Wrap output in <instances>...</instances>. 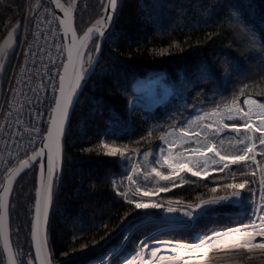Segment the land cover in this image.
I'll return each instance as SVG.
<instances>
[{
  "label": "trees",
  "instance_id": "1",
  "mask_svg": "<svg viewBox=\"0 0 264 264\" xmlns=\"http://www.w3.org/2000/svg\"><path fill=\"white\" fill-rule=\"evenodd\" d=\"M37 1L0 0V42L16 23H25ZM104 4L80 0L75 20L79 34L102 15ZM96 42L86 51L85 67L88 53L95 57ZM262 44L264 0H119L115 22L81 85L63 138L47 230L53 264H97L120 250L113 256L117 264L118 257L145 239L188 243L198 233L251 222L247 198L242 205L215 206L191 225L146 223L149 213L116 193L114 180L122 174L119 156H106L98 146L104 141L122 150L147 151L196 109H217L247 97L264 99ZM13 66L14 55L3 89ZM151 74L164 75L170 92L155 102L136 100L135 82ZM259 161L264 162V155ZM244 167L234 165L205 178L187 175V183L162 197L193 205L229 193L233 189L225 185L251 177L250 169L241 174ZM37 170L38 163L17 179L9 206L19 264H37L32 239ZM134 219L137 227L127 229ZM0 264H7L1 241Z\"/></svg>",
  "mask_w": 264,
  "mask_h": 264
},
{
  "label": "snow or ice",
  "instance_id": "2",
  "mask_svg": "<svg viewBox=\"0 0 264 264\" xmlns=\"http://www.w3.org/2000/svg\"><path fill=\"white\" fill-rule=\"evenodd\" d=\"M118 3L119 0H108V7H106L105 9L106 15L101 17V19L96 22V25L94 27L89 28L87 33H85V37L89 41H91L94 38L93 34H95V36L98 37V41L95 43V51L97 56L99 55L100 52L101 43L104 41L108 29L111 28L112 26V20L116 15ZM57 6L62 7V5H60L59 3L57 4ZM65 17L67 19L61 20L60 23L65 27V36L68 35L69 31L72 32V41H73V45H75L76 35L71 28V9L65 10ZM15 31L16 29L14 28L13 32ZM108 38H111V35H109ZM176 46L179 47V45ZM82 47L86 49L87 45L86 44L82 45ZM261 47H262V51H264V44H262ZM3 51H4L3 49H0V52ZM84 56H85V52L77 48L75 51V59L73 60L72 51L71 50L69 51V59L73 60V65H74L73 76L75 83L74 85H70L71 91L68 92L67 94L65 89V82L67 79L66 74H61L59 77L60 83H59L58 91L61 93V96L56 98L55 100L56 107L53 110L54 116L52 118V122L54 125H56L57 116L59 117L58 129L60 133H62L69 110L72 106L73 101L75 100L76 93L78 92L82 81L85 79V76L88 74L89 70L92 68L94 63L93 56L91 55V53H88L87 61H86L88 66L85 67ZM64 67L66 69L67 65H65ZM203 71L204 70H201V72ZM243 104L247 106L246 111L244 110L243 107H240V105L235 100L233 101V106L227 109L229 113L227 119L229 121H236L234 123L231 124L225 123L222 124L221 126H217L213 128L212 124L203 123L205 119L204 116H198L196 120L184 122L178 127V129L174 127L173 133L177 131L179 132V136L177 137L179 141V146L183 147V145H195L194 147L184 148V152H190L192 154V157H197V159H193L192 157L186 158L184 156V152L178 153L174 156L171 153V151H169L168 155L165 156L163 154L166 151V149L162 147L160 149V154L163 159V163L161 164L160 157L153 155L149 162L150 165H152L151 171L145 172L143 182L147 183L149 177L152 174H154L161 181L172 182L173 187H175L176 186L175 179L177 177H181V173L183 172L190 173L192 177L201 176L202 174L201 171L194 170L201 166H203V168L205 169L204 175H207L206 169L208 166L209 154H212L213 164L222 165V167L219 169V171L221 172L224 171V169H228L230 165H240L242 162H245V167L242 170L241 174L242 175L248 174L247 169L250 167V165L247 164L248 161H251L253 164H257V167H259V164L256 161V152H257V147L259 146L258 149L259 154L264 155V103H261L249 97L243 101ZM233 111H235L236 113L235 116L231 114ZM197 121H200L201 123L197 124ZM193 125H196L198 130L193 129ZM221 128L228 130L231 134H234L231 135V138L228 141L231 149H234V151H230L229 154H224L222 152V147L225 141L224 139L219 138ZM189 129L192 130L189 131ZM173 133H168L167 135H172ZM149 135H151V133H149ZM52 137H53L52 129H49V133L48 136L45 137V143L43 147L36 154L37 156H42L45 150H47V166H46L47 180L45 182L42 179L41 187L37 190V198L35 204V218L32 223V239L37 249V259L40 258L41 251L46 249L45 227H46L47 216L49 211V204L51 200V192L54 182V173L56 166V162L53 156V144L51 143ZM161 139H164V137H161ZM165 144H167L168 148L170 149L171 147H173V145L176 144V141H171V142L165 141ZM98 147L104 150L103 154L106 156L109 157L119 156L121 159H125V160L129 159V157L126 156L124 150L114 145L105 143L104 141H101ZM89 150L91 151V149ZM55 151H56V156L60 157L61 144L59 138H57L55 141ZM199 157H203L205 159L201 161L200 159H198ZM215 157H218V159H215ZM31 159L35 160V157ZM145 159H148L147 155H145ZM154 165H160L161 167L166 165L169 171L167 172V174H165L163 171H160ZM28 166H30L28 161H25L22 164V167H28ZM139 167H141L139 164L134 165L133 171H135ZM41 169H42L41 175L43 177L44 169H45V165L43 163L41 164ZM261 171L264 172V169H261ZM233 175L235 174L233 173ZM250 175L253 177V181H249L245 179L241 183H233V184L225 185V187L233 189L230 196H222L208 200H201L200 203L196 204L195 206L188 205V210L183 212V216L189 218L190 221H194L197 217H200L202 215H207L210 211H215L216 208L214 206L216 205L227 206L233 200L241 201L242 199H244V197L242 196V190H244L246 186L249 185L250 183L255 182L256 172L251 171ZM127 178L129 181H132L133 183H137V181L134 180L132 176H128ZM182 182L187 183L188 181L182 179ZM8 184L9 187H4L3 194L2 196H0V209H2V213H0V235L3 236L4 247L9 254V264H17V261L14 258L13 253L11 251V246L9 245L8 242V196L10 192V185L12 184V178L8 180ZM259 184H260L259 194L261 200H264V174L260 176ZM158 190L161 192H167L169 191V188L167 186H164V187H160ZM212 191L215 192L216 188H213ZM247 191L250 194L248 197L249 199H251V196L256 193V189L253 188H248ZM116 193L117 195L123 196L125 202L129 204H134L135 209L137 210L160 209L163 207V205L158 203H144L141 202L140 200H133L129 198L127 189L121 192L117 188ZM134 195L148 196L149 192L147 191L141 192L140 188L137 187ZM166 211L168 213H175L178 211V209L170 206L166 209ZM257 212L264 213V207L254 210L253 215H256ZM127 215L128 214H126L125 219H127ZM143 219L144 218H140L141 223L143 222ZM258 219L260 220V225H256V222L253 221L251 226L254 229L257 227L259 228V231L255 232V236L264 237V214L259 215ZM135 227H137L136 219H134L133 221L129 222L126 225L127 229H131ZM231 231L233 230H229V232ZM235 231L239 232L238 229ZM220 235L221 233L219 232L213 233V236H220ZM224 235L227 236L228 234L225 233ZM240 235L248 236L250 240L249 242L239 246L246 248L249 251L256 248L264 250V241L260 243H251V239L255 238L253 233L244 232V233H240ZM213 236H208L206 237V239L208 241H212ZM200 244L204 245L205 240L201 239ZM191 247L197 248L199 246L194 245ZM200 251H203L205 255H207L208 247L206 246L204 248H200ZM137 255H139V253H137ZM152 255L155 256L156 253L153 252ZM28 264H31V260H29Z\"/></svg>",
  "mask_w": 264,
  "mask_h": 264
},
{
  "label": "rangeland",
  "instance_id": "3",
  "mask_svg": "<svg viewBox=\"0 0 264 264\" xmlns=\"http://www.w3.org/2000/svg\"><path fill=\"white\" fill-rule=\"evenodd\" d=\"M141 81L138 84H136V86L143 93V95H145L144 99L146 100L147 103H150V101H151L150 96H151L152 92L149 91L150 88L153 87L154 89L158 90V89H161L163 86L168 87L166 84V81L164 79V75H162V74H159V75L151 74L150 76H147L146 78H142ZM168 92H170L169 88H168V91L165 93V95H167ZM247 98H249V97H247ZM250 98L255 99L261 103H264V99H257L254 97H250ZM245 99H243L242 101H237V103L240 105V107H243L244 110L246 111L247 106H245L243 104V101ZM232 106H233V103L226 105V106H223L221 108L211 109V110H206V109H201V108L196 109L186 120H184L183 122H181L180 124H178L174 127L178 129V127L181 124H183L184 122L196 120V118L198 116H204L205 119H204L203 123L212 124L213 128H215L217 126H221L222 124H225V123L226 124L234 123L236 121H229L227 119V116L229 115L227 109L232 107ZM231 114L234 116L236 115L235 111H233ZM199 123H201V122L197 121V124H199ZM174 127L166 130L164 132V134L162 135V137H164V139H160L156 145H154L153 147H151L147 151L137 152V151H132L130 149H123L125 151L126 156H128L129 159L125 160V159H121L119 157V162H120V166L122 169V174L114 180V184H115L116 189L118 188L119 191H121V192L125 191L126 189L128 190L129 198H131L133 200H140L141 202H144V203H158V204L163 205V207L160 209H147V210H143V211L149 213V216H148L149 218L145 221L146 223L151 222V221H157L159 223H163L165 225L164 227H166V228L171 227V226H178V225H180V226L181 225H191L196 220L195 219L194 221H190L189 218L183 216V212L188 210L189 204L181 203L179 201L172 200V199H165L162 197V195L166 192H161L158 189L160 187L167 186L169 188V191H170L171 189L175 188V187H173L172 182L161 181L154 174H152L149 177V180L147 183L143 182L145 172L151 171L152 165H150L149 162H150L153 155L160 157L161 158V164L163 163V159H162L161 154H160V149L162 147L166 149V151L164 152L163 155L166 156V155H168V152L171 151V153L175 156L178 153L184 152V148H190V147L195 146V145H183V147L179 146V141L177 139V137L179 136V132L177 131V132L173 133ZM193 129L198 130L196 125H193ZM191 130L192 129H189V131H191ZM168 133H173V134L167 135ZM231 135H234V134H231L228 130L221 128L219 138L224 139V141H225V143L222 147V152L224 154H229L230 151H234V149H231V147L228 143L229 139L231 138ZM165 141H169V142L176 141V144L173 145V147H171L169 149L168 145L165 144ZM237 147H239V146H237ZM258 149H259V146L257 147V152H256V161L258 162L259 167H257V164H253L251 161L247 162V164L250 165V167L248 169L256 172L255 182L250 183L249 185L246 186V188L244 190H242V196L244 197V199H242L241 201L233 200L230 203L233 205H242L245 201H247V198H248L249 192L247 191V189L248 188L256 189V193L251 196V205L253 208L252 209V220H251V222L247 223V224H242V225L230 228V229H225V230L216 229V230H213L208 235L202 234V233L196 234L194 240L192 242H188V243H193V244L199 243V245H198L199 247L192 248L190 251H188L189 253L192 254V256H196V257L204 256L205 253L203 251H200V248H204L206 246L208 247L207 253H209L211 251H213V252L215 251L214 253H223L221 251L222 248H224L228 245L232 246L231 242L233 240L231 238L232 235L230 233H228L229 230L242 228L240 230V232H243V233L244 232L254 233L256 231H259L258 227L254 229L251 226L253 221L256 222V225H260V220L258 219V216L261 214H264V213L257 212L256 215H253L254 210L259 209L261 207H264V200H261V197L259 194V188H260L259 178L262 174H264V172L261 171V169H264V162L259 161V155L260 154H259ZM145 155L148 156V159H145ZM184 156L186 158L192 157V154L190 152H184ZM192 158L197 159V157H192ZM198 159L203 161L205 158L199 157ZM212 159H213L212 154H209L208 166L206 169L207 175H204L205 169L203 168V166L194 169L197 171H201L202 174H201V176H198V177L205 178L211 173L219 172V169L222 167V165L221 164H213ZM215 159H218V157H215ZM136 164H139L141 167H139L135 171H133V167ZM241 165L245 166V162H242ZM154 166H156L160 171H163L165 174H167V172L169 171V169L167 168L166 165H164L163 167H161L160 165H154ZM232 166H234V165H230V167L228 169H224V170L228 171ZM187 175H191V174L188 172L181 173L182 179L186 180ZM128 176H132L133 179L137 181V183H133L132 181H129L127 178ZM181 177H177L175 179V185L176 186L183 184ZM248 180L253 181V177L251 176L250 178H248ZM137 187L140 188L141 192H145V191L149 192V195L148 196L134 195ZM232 191L233 190H231V192ZM231 192L226 193V194H222V195H216V196L206 198L203 200H208V199L222 197V196H230ZM169 202H171V203H169ZM199 203H200V201L193 204L192 206H195L196 204H199ZM170 206L177 208L178 211L175 213H168L166 211V209ZM216 206H218V205H216ZM155 216H158V217H155ZM245 226H247V227H245ZM216 232L221 233V235L213 237L212 241L206 240L204 245H200L201 239H206V237H208V236H213V233H216ZM225 233H227L228 235L227 236L224 235ZM244 238L248 239L249 237L245 236ZM227 242L230 244H226ZM188 243L173 242L170 240H168V241H166V240L149 241V240L145 239L144 241H142L140 243V245L137 249L128 250V251L124 252L123 255L118 257V260L116 263L117 264H125L132 257H134L137 252H139L141 249H144L142 256H140V258L136 259V262L138 261L137 264H147V263L148 264H157V263L161 264L163 262H168L169 256H173V254L171 255L169 253V251L167 252V250L163 249L164 245H169L171 247H174V248H177L178 250H180L179 249V248H181L180 245H185ZM243 243H245V242L244 241L237 242V244H241V245ZM239 247H241V246H239ZM118 251H120V250H118ZM153 252L156 253L155 256L152 255ZM188 252H187V254H189ZM116 253L108 255L107 257L104 258V260H102L101 262H99L97 264H114L115 261H113L114 260L113 256L116 255ZM185 254L186 253L183 252L179 256L187 257ZM200 254H202V255H200ZM165 259H167V260H165ZM229 263L230 264H264V251H262V252L260 251V252H256V253L255 252L254 253L244 252L243 254L242 253L235 254V255L229 256V259H226L223 262L222 261L216 262V264H229Z\"/></svg>",
  "mask_w": 264,
  "mask_h": 264
},
{
  "label": "built area",
  "instance_id": "4",
  "mask_svg": "<svg viewBox=\"0 0 264 264\" xmlns=\"http://www.w3.org/2000/svg\"><path fill=\"white\" fill-rule=\"evenodd\" d=\"M28 14L0 103V186L43 140L67 62L63 29L51 5L44 2L35 15ZM134 91L136 100L145 98L136 85ZM149 91L150 102H155L166 96L168 87Z\"/></svg>",
  "mask_w": 264,
  "mask_h": 264
},
{
  "label": "water",
  "instance_id": "5",
  "mask_svg": "<svg viewBox=\"0 0 264 264\" xmlns=\"http://www.w3.org/2000/svg\"><path fill=\"white\" fill-rule=\"evenodd\" d=\"M44 2H46V3L51 5V7L53 8V10H54V12L56 14V17H57L59 23H60L61 20H66L67 19L65 17V10L71 9V28L75 32V35H76L75 45H73V41H72V32L69 31L68 35L65 36V27H64V25H61V23H60V25H61V27L63 29V36H64V40H65V45H66V56H67L66 65H67V68L65 69V67H64L63 74H66V77H67L66 82H65V89H66V94H67L68 92L71 91L70 85H74V83H75L74 76H73V70H74L73 60L75 59V51H76L77 48H79L81 51H84L85 54H86V51H87L88 47L91 45V43L93 41H95V40L98 41V37H96L95 34H93L94 38L91 41H89L85 37V33H87L89 28L94 27L96 25V22L98 20H100L101 17L106 15L105 9H106V7H108V0H105V4H104V7H103L102 15L96 21H94L90 26H88L86 28V30L82 34H79L78 29H77L76 24H75L76 13H77V9H78L80 0H72L70 3H65L63 0H38L35 3V5H34V7L32 9V15L36 14V12L39 10L40 6ZM58 3L60 5H62V7H58L57 6ZM117 12H118V8H117ZM117 12H116V15L114 16V18L112 20V26H113V24L115 22V19L117 17ZM112 26H111V28H112ZM14 28L16 29L15 32H13ZM21 28H22V22L16 23L8 31V33L5 35V37L0 42V49L4 50L3 52H0V66H2V67H0V103H1L2 95H3L4 74L6 72L8 64H9V62H10V60H11V58H12V56H13L16 48H17L18 36H19V34L21 32ZM111 28L108 29V32L106 33V36L109 33V31L111 30ZM10 33H11V36H10ZM106 36H105V38H106ZM103 42L101 43V48H102ZM85 44L87 45L86 49H84L82 47V45H85ZM101 48H100V52H101ZM70 50L72 51V54H73V60L69 59V51ZM100 52H99L98 56H97V54H95L93 66L90 69L89 73L85 76V79L90 74V72L94 69V67L96 65V62H97V60H98V58L100 56ZM84 58H85V56H84ZM77 67H78V65H77ZM85 79L82 81V83L85 81ZM138 82L139 81H136L135 84H137ZM82 83H81V85H82ZM81 85H80V88H81ZM80 88H79L78 92L76 93L75 100L73 101L72 106H71V108L69 110L67 119L65 121V124H64L63 130H62V133H60V131L58 129L59 117L57 116V124L56 125H54L53 122H52V118L54 116L53 110L56 107V105H54L52 113H51V117H50V120H49V123H48V127H47V130H46V134H45L43 140L41 141L40 145L38 146V148L36 149V151L34 153H32L31 155H29L28 157H26L25 159L20 161L18 164H16L9 171V173L4 177V179L2 181V184L0 186V196H2L3 188L4 187H9L8 180L10 178H12V184L10 185V192H9V196H8V242H9V245L11 246V251L13 253L14 258L17 261V264H19V262H18L17 255H16V252H15V249H14V246H13V242H12L11 224H10V212H9L11 196H12V193H13V190H14L15 183H16L17 179L21 176L22 173H24L28 169L32 168L36 163H38L37 189H36V198H37V190L41 187L42 179L45 182L47 180V171H46L47 150H45V152H44V154L42 156H37L36 154L43 147V145L45 143V137L48 136L49 129H52V132H53V137H52L51 143L53 144V156H54V160L56 162L54 176L57 173V171L59 172L61 170L62 159H63V138L65 136L66 129H67L68 122H69V118H70L73 106L75 104L76 98H77V96L79 94ZM60 96H61V93L58 91L56 98H58ZM170 128H172V127H170ZM170 128H168V129H170ZM57 138H59L60 144H61V156L60 157L56 156V151H55V141H56ZM33 157H35V160L31 159ZM25 161H28L30 166L22 167V164ZM42 163L45 165L43 177L41 175V172H42L41 164ZM17 170H19V171H17ZM52 188H53V186H52ZM51 196H52V192H51ZM35 204H36V200H35ZM50 210H51V200H50V204H49V211H48L47 222H46V227H45L46 249L41 251L39 259H37V249H36L35 243L33 241V247H34L35 258H36L37 264H53L52 255H51L49 242H48V236H47L48 222H49V217H50ZM0 213H2V209H0ZM34 218H35V208H34L33 221H34ZM42 220H43V218H42ZM0 241H1V247H2V249L4 251V253H5L6 262H7V264H9V254L5 250L4 239H3L2 235H0Z\"/></svg>",
  "mask_w": 264,
  "mask_h": 264
},
{
  "label": "bare ground",
  "instance_id": "6",
  "mask_svg": "<svg viewBox=\"0 0 264 264\" xmlns=\"http://www.w3.org/2000/svg\"><path fill=\"white\" fill-rule=\"evenodd\" d=\"M241 229L238 228L239 232H236L235 231L237 229H234L231 232L228 231V233H230L232 235V237H231L232 240H233L231 242L232 246H229L228 245V246L222 248L221 251L223 253H214L215 251L214 252L211 251V252L207 253V255L200 256V257H196V256H192V254L189 253L188 251H190L193 248L191 246H194V245L195 246H198L199 243H194V244L193 243H188V244H185V245H180L181 248L178 247L180 250H178L177 248L171 247L169 245H164L163 249L164 250H167V252L169 251V253L171 255L173 254V256H169L168 262H163L161 264H216V262H221V261L223 262L224 260L229 259V256H232V255H235V254H240V253L243 254L244 252H251V253H254L255 252L256 253V252H260V251L262 252V251H264V250L259 249V248H256V249H253V250L249 251L246 248L239 247V245H241V244H237V242L244 241L246 243V242H249V240H250V238L245 239L244 238L245 236H241L240 235V233H243V232H240ZM253 235L255 236V232L253 233ZM213 237H215V236H213ZM204 240L206 241L207 239H204ZM262 241H264V237H260V236H255L254 239H251V243H260ZM226 244H230V243L227 242ZM186 251L189 254H187ZM143 252H144V249H141L139 252H137V253H139V255H137V253H136V255L134 257H132L125 264H137L138 261L136 262V259L137 258H140V256H142ZM183 252L186 253L185 255L187 257L179 256ZM200 255H202V254H200ZM165 260H167V259H165ZM157 264H160V263H157Z\"/></svg>",
  "mask_w": 264,
  "mask_h": 264
}]
</instances>
